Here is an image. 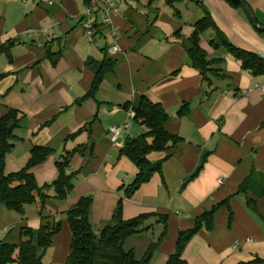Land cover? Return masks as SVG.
Segmentation results:
<instances>
[{"label":"crops","instance_id":"obj_1","mask_svg":"<svg viewBox=\"0 0 264 264\" xmlns=\"http://www.w3.org/2000/svg\"><path fill=\"white\" fill-rule=\"evenodd\" d=\"M240 1L247 7L228 0H117L110 26L101 25L98 13L89 37L82 28L85 0H0V118L10 109L25 116L5 173L21 170L32 148H46L52 154L31 173L39 187L49 185L57 176L55 162L82 150L69 161V196L58 201L53 190L47 192L45 213L61 222V230L49 248L37 251L41 264H67L72 233L66 212L79 199L92 197L90 222L98 234L137 175L121 149L142 133L124 107L138 96L159 104L169 116L165 130L181 139L175 148L148 156L151 163L162 162L161 173L123 199V220L166 217V233L150 263L165 264L179 234L214 208L212 230L202 227L189 241L186 263L264 260V223L246 207L252 200L264 216V90L258 89L264 75L243 71L213 29L199 35L211 63L205 76L187 55L194 25L206 12L231 45L264 54V32L246 12L264 28V0ZM112 47L115 53H109ZM105 61L112 69L94 96L85 97L95 77L89 63ZM186 104L189 112L180 116ZM124 125L113 143L110 128ZM40 223L37 205L25 206L23 216L0 205V242L18 245L21 229H31L36 242ZM144 226L150 229L126 241L138 260L163 230L157 217Z\"/></svg>","mask_w":264,"mask_h":264},{"label":"trees","instance_id":"obj_2","mask_svg":"<svg viewBox=\"0 0 264 264\" xmlns=\"http://www.w3.org/2000/svg\"><path fill=\"white\" fill-rule=\"evenodd\" d=\"M228 1L233 7H247L242 1L239 3ZM207 29H213L216 32L217 37L221 39V44L236 60L241 62L243 71L252 76L264 75V60L256 54L242 51L231 45L207 12L194 25V31L190 37L192 46L187 50L192 67L201 75L205 76L210 71L211 64L198 44L199 35ZM89 65L94 69L95 77L92 87L85 97L91 98L102 83L104 74L112 69V63L105 61L98 65L92 63ZM124 107L131 110L133 120L142 128V133L137 137L128 138L121 149V155L135 165L138 173L131 183L123 187V196L119 200L111 220L102 226L98 234H95L90 222L91 196L82 197L75 206L66 212V219L72 233L67 264H150L166 233V217L150 214L123 220V199L132 197L142 185L151 180L154 174L161 173L162 162L151 163L148 156L151 153L175 148L181 143V139L170 135L165 130L169 116L159 104H154L146 98L138 96L132 102L125 104ZM188 112L189 108L186 104L179 110V115L185 116ZM24 119L23 114L12 109L0 118V205H4L8 211L19 216H23L25 206L37 205L41 223L36 233V242L31 229H21V241L18 245L1 241L0 264H41V256L37 251L49 248L52 238L61 230V222L45 213V203L50 197L47 192L53 190L54 198L58 201H64L69 196L74 188V173H67L69 161L74 154L82 152L81 149L65 152L61 159L55 162L57 176L49 185L39 187L31 173L33 167L43 163L52 154V151L46 148H32L26 165L17 172L6 174V156L13 149L15 140L18 139L17 130L23 127ZM197 173L190 179L194 178ZM260 195H264V192H261ZM246 207L264 223V216L258 213L254 201L248 199ZM214 211L215 208L193 219L194 227L188 232L179 234L175 251L165 264H187L182 258L184 249L202 227L208 231L212 230ZM156 217L163 224V230L157 240L147 247L142 258L138 260L134 250L125 248V243L128 239L148 231L150 227L144 226L145 221ZM241 264H264V260L256 258L249 263Z\"/></svg>","mask_w":264,"mask_h":264},{"label":"built area","instance_id":"obj_3","mask_svg":"<svg viewBox=\"0 0 264 264\" xmlns=\"http://www.w3.org/2000/svg\"><path fill=\"white\" fill-rule=\"evenodd\" d=\"M20 1L25 2L27 0ZM116 1L117 0H85V20L82 22V28L89 37H92L93 35V20L98 13L100 14L101 25L104 27L110 26L112 17L117 13ZM116 51V47L109 49V53H115ZM258 57L264 60V54H259ZM258 89L264 90V86H259ZM125 128H127V125L122 127L113 126L110 128L109 131L111 134V141L113 143L117 141V138L121 135L123 129Z\"/></svg>","mask_w":264,"mask_h":264},{"label":"water","instance_id":"obj_4","mask_svg":"<svg viewBox=\"0 0 264 264\" xmlns=\"http://www.w3.org/2000/svg\"><path fill=\"white\" fill-rule=\"evenodd\" d=\"M230 1H233V2H236V3H239L240 0H230ZM246 12L251 20V22L253 23V25L255 26V28L261 32H264V28L260 27L257 25L256 21L254 20L252 14L248 11V9H246Z\"/></svg>","mask_w":264,"mask_h":264},{"label":"rangeland","instance_id":"obj_5","mask_svg":"<svg viewBox=\"0 0 264 264\" xmlns=\"http://www.w3.org/2000/svg\"><path fill=\"white\" fill-rule=\"evenodd\" d=\"M125 248H126V249H129V248H130L129 245H128L127 243L125 244ZM140 250H141V249L137 247V254H139V251H140ZM150 264H153V263H150Z\"/></svg>","mask_w":264,"mask_h":264}]
</instances>
